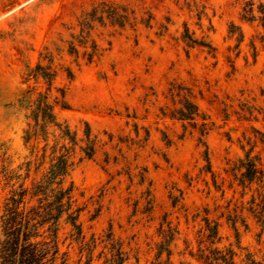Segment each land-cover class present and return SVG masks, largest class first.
Returning <instances> with one entry per match:
<instances>
[{
  "label": "rangeland",
  "instance_id": "obj_1",
  "mask_svg": "<svg viewBox=\"0 0 264 264\" xmlns=\"http://www.w3.org/2000/svg\"><path fill=\"white\" fill-rule=\"evenodd\" d=\"M246 1L0 0V215L11 190L2 172L15 170L23 176L24 168H17L33 160L22 139L29 112L20 100L28 90L33 99L46 91L43 79H28L27 73L48 48L57 71L50 96L58 97L57 90L64 89L68 104V109L56 108L59 121L77 139L83 138L87 124L97 143L91 159L78 148L73 156L68 182L74 185L84 239L73 240L63 214L57 263L64 253L66 264H108L121 248L127 258L123 264H151L162 241L159 228L170 223L179 232L169 246L171 260L200 264L189 252L196 253L203 218L219 225L220 247L234 245L235 232L226 220L225 207L233 196L226 162L242 156L240 144L251 127L264 130L262 121L245 118L248 107L264 110V29L258 20L241 18ZM102 2L133 11L136 30L96 25L92 38L102 56L91 63L80 57L77 66L66 54L65 41L77 33L76 18ZM149 16L146 28L140 21ZM185 28L214 51L188 48L181 38ZM61 66L72 70V80ZM172 85L188 90L213 124L202 137L206 148L199 143V118L177 120L174 111L181 96L171 98ZM143 170L147 181L140 185ZM222 181L223 197L216 189ZM177 197L181 199L174 206ZM237 198L236 193L230 209ZM247 223V229L237 224L240 245L260 261L264 234L259 240V227L251 218Z\"/></svg>",
  "mask_w": 264,
  "mask_h": 264
},
{
  "label": "trees",
  "instance_id": "obj_2",
  "mask_svg": "<svg viewBox=\"0 0 264 264\" xmlns=\"http://www.w3.org/2000/svg\"><path fill=\"white\" fill-rule=\"evenodd\" d=\"M240 16L247 22L258 20L264 29L263 3L247 0ZM151 20L149 16L140 23L150 28ZM137 24L134 12L127 7L114 3H99L76 18L78 30L77 33L70 35V40L65 41L66 54L74 57L77 66L80 57L86 63H91L102 56V50L92 38V31L96 25L102 27L108 25L119 29L128 27L135 31ZM162 28L167 31V26ZM181 38L188 48L198 45L211 52L214 51L205 40L193 38L188 28H185ZM242 38V33L239 32L237 41L240 43ZM56 50L59 53L62 52L58 47ZM41 61H46V65H42ZM53 61V53L48 48H44V52L39 54L36 66L28 68V79H43L47 89L44 93H37L35 99L32 98V90H28L20 100L29 112L22 139L24 145L29 146L33 160L17 168L18 171L24 168L23 176L17 174L15 170L2 172L5 185H10L11 190L4 199L0 215L2 233L0 264H66L64 253L60 258L61 263H57L60 255L58 229L63 214L66 215V220L71 227L73 240L84 239L78 222L80 209H74V185L68 180L76 148L84 158L91 159L97 151V143L96 139L91 137L87 124H85L83 138L77 139L76 133L71 132L65 122L59 121L56 108L65 110L68 109V104L64 89L57 90L60 93L58 97L50 96L52 84L57 76ZM61 69L69 80L73 79L74 74L69 67L61 66ZM169 93L172 99L181 96L180 107L174 111L177 120L194 121L199 118L202 121L199 128V143L206 148L202 137L212 130L213 124L207 122L208 118L200 113L188 90L172 85ZM246 114V120L255 122L260 120L264 123V110L248 107ZM242 141L244 142L240 144L242 156L233 161L228 160L226 162L228 168L225 170L230 177L228 189L232 190L233 194L225 207L228 211L226 220L231 223L236 242L234 245L220 247L219 225L208 218H203L205 226L199 231L196 253L194 254L192 250L189 252L190 257L195 258L200 264H264V253L262 259L257 261L254 254L240 245L237 229L238 223L247 229V219L251 218L259 227V240L264 234V130L251 127L250 135H244ZM205 155L209 165L207 152ZM208 171L210 172V169ZM145 173L146 171L143 170L138 174L140 185H144L147 181ZM16 183L18 185L14 188ZM223 183L224 181L216 187L218 191H221L222 197L225 194L222 189ZM150 186L149 182L146 189L147 197L151 196ZM236 193L238 198L230 209ZM178 199L181 198L173 199L174 206L178 203ZM147 204L149 211L152 210L151 198ZM178 234V228L172 227L170 223L166 225V229L160 226L158 235L162 237V241L156 245L157 252L151 264H175L171 260L173 253L169 246ZM164 253L166 259L162 261ZM126 260L125 252L119 248L116 254L106 260V263L123 264Z\"/></svg>",
  "mask_w": 264,
  "mask_h": 264
}]
</instances>
